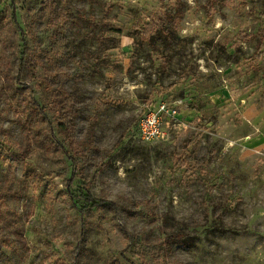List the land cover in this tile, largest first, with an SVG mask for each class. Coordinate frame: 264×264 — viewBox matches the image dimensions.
Here are the masks:
<instances>
[{
    "label": "rangeland",
    "instance_id": "1",
    "mask_svg": "<svg viewBox=\"0 0 264 264\" xmlns=\"http://www.w3.org/2000/svg\"><path fill=\"white\" fill-rule=\"evenodd\" d=\"M0 264H264V0H0Z\"/></svg>",
    "mask_w": 264,
    "mask_h": 264
},
{
    "label": "trees",
    "instance_id": "2",
    "mask_svg": "<svg viewBox=\"0 0 264 264\" xmlns=\"http://www.w3.org/2000/svg\"><path fill=\"white\" fill-rule=\"evenodd\" d=\"M67 27V20L65 19V21L63 22V24L58 28V32L57 35L55 37V41L52 44V51L56 54L60 53L64 47L65 44V30ZM59 81H61V79H59ZM58 94L61 98V101L58 103L60 106H62V108L64 109V112L66 113L65 117L66 119L69 118V115L73 112L72 109V97L71 95L60 85L58 87ZM70 129V123H68V126L66 128V130L69 131ZM72 137V136H71ZM70 144H72V146L76 145V143L73 140V137L71 138ZM76 148V146H75ZM74 148V149H75ZM87 188V186H86ZM88 198L89 197L88 195ZM94 204V202H93ZM95 204H97V202H95ZM180 236L179 235H170L168 236V241H174V240H180Z\"/></svg>",
    "mask_w": 264,
    "mask_h": 264
},
{
    "label": "built area",
    "instance_id": "3",
    "mask_svg": "<svg viewBox=\"0 0 264 264\" xmlns=\"http://www.w3.org/2000/svg\"><path fill=\"white\" fill-rule=\"evenodd\" d=\"M171 113V109L164 103L159 104L156 110H152L143 115L138 123V134L145 139H155L161 134L160 120L164 114Z\"/></svg>",
    "mask_w": 264,
    "mask_h": 264
}]
</instances>
